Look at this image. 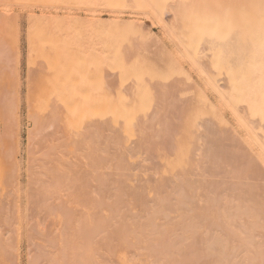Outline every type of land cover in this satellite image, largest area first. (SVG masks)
Instances as JSON below:
<instances>
[{
  "label": "bare ground",
  "instance_id": "1",
  "mask_svg": "<svg viewBox=\"0 0 264 264\" xmlns=\"http://www.w3.org/2000/svg\"><path fill=\"white\" fill-rule=\"evenodd\" d=\"M95 1H105L114 18L126 7L156 20L178 45L175 55L167 52L179 68L163 66L167 47L152 40L145 21L98 26L105 31L104 69L119 80L103 83L97 148L82 156L98 191L83 211L93 223L80 222L71 233L79 242L69 264L109 263L117 241L135 251L133 264H264V0ZM147 44L157 48L153 54ZM141 51L156 59L143 61ZM75 123L68 117L69 142L78 133ZM131 260L120 257L123 264Z\"/></svg>",
  "mask_w": 264,
  "mask_h": 264
},
{
  "label": "rangeland",
  "instance_id": "2",
  "mask_svg": "<svg viewBox=\"0 0 264 264\" xmlns=\"http://www.w3.org/2000/svg\"><path fill=\"white\" fill-rule=\"evenodd\" d=\"M79 1L0 0V264H52L50 260L55 258H60L61 264H69L77 259L72 253L79 242L71 233L80 222L82 226L84 222L93 223L83 211L94 204L97 177L90 175L88 163L83 164L82 156L97 148L94 132L102 128L103 83L114 85L119 80L113 70L104 69V33H100L98 26L110 25L113 20L124 25L136 19L142 21L136 20L140 24L145 21L151 38L162 40L160 42L167 47L164 52L168 57L160 61L162 64L166 61L167 66H163L174 68L177 65L174 63L178 62L172 61L167 52L172 49L169 53L175 55L177 44L163 36L165 33L156 20L151 19L154 23L151 24L145 14L141 18L142 13L138 11L137 15L136 10L132 11L135 8L126 7L118 9V18H114L103 0L97 1H103L105 6L94 5L95 0H85L83 5ZM148 46L150 52V47L154 46ZM156 47L150 53L155 52ZM135 52L133 55L137 57L138 50ZM146 52L141 51L143 61L156 59V53L152 58L143 57ZM183 66L186 72L190 68V64ZM173 73L177 75L172 69ZM197 75L190 72V78L199 86L197 83L203 81ZM177 76L173 79L181 81L183 77ZM182 81L176 84L183 85ZM209 91L206 92L208 97L217 103V94ZM229 114L226 112V117L231 121ZM68 117L76 119L75 130L78 131L72 142L68 140ZM154 150L149 154L153 160L150 157L149 160L157 164L159 158ZM133 168L132 171L137 169ZM68 172L72 173L70 178ZM83 181L89 184L85 189ZM93 189L97 190L94 195ZM70 209H73L71 213ZM34 217L41 222L38 233L34 229L37 223L33 222ZM99 243L100 236L92 241L91 249ZM114 247V254L106 264H123L122 255L132 258L126 264H133L134 250L129 251L118 241ZM63 251L67 256L52 255ZM96 264H102V260Z\"/></svg>",
  "mask_w": 264,
  "mask_h": 264
}]
</instances>
